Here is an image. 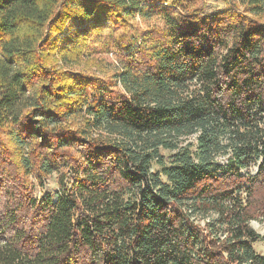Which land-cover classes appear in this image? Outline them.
Here are the masks:
<instances>
[{"label":"trees","instance_id":"obj_1","mask_svg":"<svg viewBox=\"0 0 264 264\" xmlns=\"http://www.w3.org/2000/svg\"><path fill=\"white\" fill-rule=\"evenodd\" d=\"M222 2L0 0V264H264V0Z\"/></svg>","mask_w":264,"mask_h":264},{"label":"rangeland","instance_id":"obj_2","mask_svg":"<svg viewBox=\"0 0 264 264\" xmlns=\"http://www.w3.org/2000/svg\"><path fill=\"white\" fill-rule=\"evenodd\" d=\"M202 3L205 4V12L207 13H213L216 11L223 10L225 8V4L222 2V0H202ZM69 37V33L65 34V36L62 35L60 36L59 42H61V44H65L64 38L68 40ZM100 58L103 59L104 64L107 67L111 66V64H113L114 66L119 65L113 53H110L108 55L103 54ZM56 63L58 66L61 65L60 62ZM258 128L262 131V134L264 135V120L258 124ZM181 145L187 146V148L191 152H195V136L184 139ZM173 153V151L160 150V154L163 156L164 163L167 166L170 162V156ZM230 153V150H227L226 153H219L217 156H215V162L219 165L229 164L231 160ZM253 160H255V158L251 160L252 162L248 164V167H245L244 169L240 170V173L253 174L256 171V166L259 163V160ZM160 171L161 168L156 163L151 164V172L156 173ZM59 190L60 186L58 184L57 177L55 174H52L43 180L42 186L36 185L35 196L36 198H40L44 194H48L54 197L56 192H58ZM235 196L239 198H244L243 191L241 190L239 193L235 194ZM190 219L191 221H194L195 224H199L204 231H210L213 235L218 236L220 238H222L228 230L227 225L223 223V221L218 217V215L214 211H196ZM249 226L254 230L257 235L264 236V216L261 217L258 221H250ZM251 246L254 252L264 256V241H262L261 239H256L251 244Z\"/></svg>","mask_w":264,"mask_h":264},{"label":"built area","instance_id":"obj_3","mask_svg":"<svg viewBox=\"0 0 264 264\" xmlns=\"http://www.w3.org/2000/svg\"><path fill=\"white\" fill-rule=\"evenodd\" d=\"M254 173H255V172H254ZM254 173H253V174H254Z\"/></svg>","mask_w":264,"mask_h":264}]
</instances>
